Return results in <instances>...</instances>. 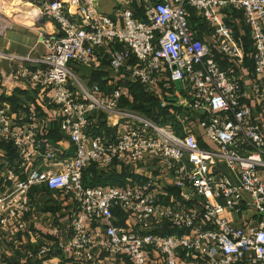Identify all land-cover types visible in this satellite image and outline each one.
I'll return each instance as SVG.
<instances>
[{
  "label": "built area",
  "instance_id": "1",
  "mask_svg": "<svg viewBox=\"0 0 264 264\" xmlns=\"http://www.w3.org/2000/svg\"><path fill=\"white\" fill-rule=\"evenodd\" d=\"M32 1L57 31L39 35L46 53L35 59L34 69L17 67L10 76L51 91L47 105L59 109L61 130L75 151L67 159L45 152V167L20 180L13 168L7 172L0 183V232L17 237L27 229L29 191L45 186L70 204L67 238L55 239L27 260L51 256L55 246L62 254L58 264H264V131L237 70L245 51L216 12L227 6L242 12L251 42L249 89L264 117V0H174L173 5L158 0L144 8L142 20L125 7L130 0H119L124 8L118 19L101 14L97 0ZM189 8L213 31V45L196 37ZM115 44L122 49L109 52L110 69L148 95L163 78L183 85L185 115L204 117L199 125L215 148H201L190 129L179 136L132 112L121 115L122 133L91 134L100 129L103 116L118 113L123 88L117 85L99 96L98 87L85 86L72 66L91 65L100 50ZM0 58L25 59L2 52ZM225 62L229 66L223 67ZM9 122L0 105V138L13 142L22 160L30 162L44 141L35 127L12 133ZM91 165L154 168L161 177L125 188L89 187L83 174ZM161 182L188 188V199L200 201L188 210L162 204ZM7 183L14 185L6 190ZM246 212L257 217L254 226L235 227L224 217ZM118 216L125 217L123 225ZM52 235L57 237L58 230ZM0 264L29 263L13 262L0 252Z\"/></svg>",
  "mask_w": 264,
  "mask_h": 264
},
{
  "label": "crops",
  "instance_id": "2",
  "mask_svg": "<svg viewBox=\"0 0 264 264\" xmlns=\"http://www.w3.org/2000/svg\"><path fill=\"white\" fill-rule=\"evenodd\" d=\"M158 0H130V3L125 7L131 9L135 18H144V8L148 5L154 4ZM174 4V0H161ZM119 2V3H118ZM119 0H97L98 10L101 14L109 16L112 19L119 18V10L124 8ZM27 13L24 18H13L12 23L9 22L7 26L0 27V52L4 54H11L13 56H21L25 59L18 60L17 63L10 62L4 58H0V105L9 116V124L12 133L22 131H29L32 127L37 128L38 138L44 141L40 144L38 152L34 154L30 162H24L20 155V150L11 141H6L0 138V183L5 181L7 172L13 168L16 180L24 178L28 172L33 169H43V155L47 151H54L60 159H67L74 156L75 147L69 140L66 133L61 130L60 112L55 106L47 105L51 96V91L38 86L22 82L16 77H11L10 73L15 68L28 67L34 69L37 66L35 59L41 57L46 53L45 48L38 42L40 34H50L57 31L54 23L40 16L39 10L35 5L28 4ZM35 11V12H34ZM36 11L38 13H36ZM190 25L195 31L196 37L206 43L213 45L215 43L213 34L207 31L202 24V18L196 13L193 8H189ZM220 19L228 26L233 28L236 41L241 45L245 51V45L251 47L248 29L243 22L242 12L227 6L225 8L216 9ZM7 15V14H6ZM6 16H4L5 18ZM200 18L202 20H200ZM120 45H111L104 50L99 51L100 59H95L91 65H73L74 71L77 72L78 79L87 86H97L98 95L106 96L115 86L123 88V96L121 98L118 113L103 116L99 124V130H93L91 134H96L102 130L109 134L122 133L124 129L120 124L121 115L128 112H140L141 115L147 114L129 106L136 104L135 95L130 91L129 86L126 85L128 81L120 72L112 71L109 67V52L120 51ZM242 83L249 94V104L254 110L255 121L262 126L264 131V117L257 106L250 91V75L252 73V61L250 53L245 51V57L242 64L237 66ZM129 85V81L127 83ZM176 89L174 84H169L166 79H162L160 84L155 88L151 94H146L145 98L154 100V106L151 110L155 112L154 115L160 113L157 119L149 117L159 125L169 126L177 135L181 136L185 133L186 128L193 132L198 140L199 145L203 149L215 148L207 139L203 128L200 127L203 116L192 114L187 117L186 108L181 105L186 99L184 94L186 89L179 84ZM175 89V90H174ZM178 89V90H177ZM75 93H78L77 90ZM172 98L173 101L167 98ZM177 109L171 108L174 106ZM152 115V114H151ZM89 169H94L99 179L91 185L89 183ZM102 170V171H101ZM222 171L229 174L232 181H236L234 174L229 173L224 167ZM104 172V174H103ZM109 176L110 181L105 182V177ZM144 176V177H143ZM161 177L157 170L143 168H131L123 170L120 167H113L108 170L100 169L95 165L89 166L83 174V184L89 187L107 188L115 186L118 188H125L132 186L138 182L147 179L160 181ZM10 186V183H7ZM14 183L6 190L12 188ZM160 192L158 201L162 204L178 207L182 210L193 209L197 206V201L200 198L192 196V200L188 199L187 194L190 190H180L171 185V183H160ZM29 198L32 203V212L28 216L27 229L17 235L11 237L5 231L6 237L0 232V252L3 253L9 260L19 263L26 262L29 264H58L59 257L62 256L57 252L55 246L51 256L34 257L27 260V256L36 254V252L46 244L55 243V239L64 240L67 238V230L69 225L70 204L67 198L59 191H52L45 186H35L29 191ZM186 195V197H185ZM231 224L235 227L254 226L257 217L251 212H246L243 217L227 213L224 215ZM125 222L124 216H118V224L123 225ZM58 230L59 235L55 237L52 235V230ZM156 255L152 260H155ZM110 261H114L109 258ZM149 261L151 259L149 258Z\"/></svg>",
  "mask_w": 264,
  "mask_h": 264
},
{
  "label": "rangeland",
  "instance_id": "3",
  "mask_svg": "<svg viewBox=\"0 0 264 264\" xmlns=\"http://www.w3.org/2000/svg\"><path fill=\"white\" fill-rule=\"evenodd\" d=\"M31 3H32V5H34L32 0H0V27L7 26V24L9 22L12 23L13 18H17L18 17V18H24V19L28 20L25 17L26 16L25 13H27V11H28L27 10V6L29 7L28 4H31ZM36 13H38V12L36 11ZM4 16H6V17L4 18ZM200 20H202V19L200 18ZM202 22H203L202 24L204 25V28L207 31H209L210 33H213V31L205 24V22L203 20H202ZM216 56H217V58H220V56L217 53H216ZM227 66H229V64L225 62L223 64V67H227ZM75 73L77 74V72H75ZM127 83H128V81H126V85L129 86V88H130L131 85H128ZM177 86H180V85L179 84H177V85L174 84L175 89H176ZM185 96H186V92L184 94V97ZM167 99H170L171 101H173L171 97L167 98ZM171 108L177 109L175 106L171 107ZM136 113L137 114H142L140 112H136ZM158 116H160V113L158 114ZM4 237H6V236H4Z\"/></svg>",
  "mask_w": 264,
  "mask_h": 264
},
{
  "label": "trees",
  "instance_id": "4",
  "mask_svg": "<svg viewBox=\"0 0 264 264\" xmlns=\"http://www.w3.org/2000/svg\"><path fill=\"white\" fill-rule=\"evenodd\" d=\"M136 17V16H135ZM191 20V19H190ZM245 51L246 52H250L251 51V47L249 48V45H245ZM130 91L132 92L133 95H135L136 98V104H134L133 106H129L132 109L141 111L146 113L149 117H152L154 119H157V115H154L155 112H153L151 110V107L154 106L153 102L154 100L151 99H147L145 98L144 93L142 92V88L138 85H131L130 86ZM152 114V115H151ZM102 171V170H101ZM97 172L94 169H89L88 174L89 175V183L91 182V185L99 179L98 175L96 174ZM104 174V172H103ZM105 177V182L110 181V177L109 176H104Z\"/></svg>",
  "mask_w": 264,
  "mask_h": 264
}]
</instances>
